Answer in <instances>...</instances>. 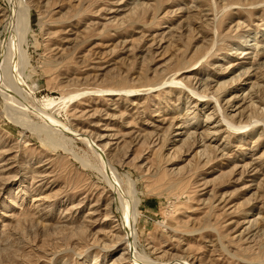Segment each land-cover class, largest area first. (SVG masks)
Here are the masks:
<instances>
[{
  "label": "rangeland",
  "instance_id": "rangeland-1",
  "mask_svg": "<svg viewBox=\"0 0 264 264\" xmlns=\"http://www.w3.org/2000/svg\"><path fill=\"white\" fill-rule=\"evenodd\" d=\"M0 264H264V0H0Z\"/></svg>",
  "mask_w": 264,
  "mask_h": 264
},
{
  "label": "bare ground",
  "instance_id": "bare-ground-1",
  "mask_svg": "<svg viewBox=\"0 0 264 264\" xmlns=\"http://www.w3.org/2000/svg\"><path fill=\"white\" fill-rule=\"evenodd\" d=\"M211 118V117H210ZM130 228H131V226H130ZM131 230V229H130ZM134 233V232H133ZM131 234V236H132V232L130 233ZM128 238H130V235H129V237ZM129 240V242L131 241V238L130 239H128Z\"/></svg>",
  "mask_w": 264,
  "mask_h": 264
}]
</instances>
